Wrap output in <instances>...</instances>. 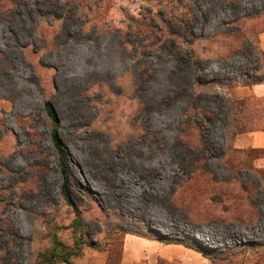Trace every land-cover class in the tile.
I'll return each instance as SVG.
<instances>
[{
	"label": "rangeland",
	"instance_id": "obj_1",
	"mask_svg": "<svg viewBox=\"0 0 264 264\" xmlns=\"http://www.w3.org/2000/svg\"><path fill=\"white\" fill-rule=\"evenodd\" d=\"M53 237L54 264H264V0H0V264Z\"/></svg>",
	"mask_w": 264,
	"mask_h": 264
},
{
	"label": "trees",
	"instance_id": "obj_2",
	"mask_svg": "<svg viewBox=\"0 0 264 264\" xmlns=\"http://www.w3.org/2000/svg\"><path fill=\"white\" fill-rule=\"evenodd\" d=\"M44 110L45 113L47 115V117L49 118L53 128L51 130L50 133V138H51V143L56 151L57 157H58V167L60 170V173L63 177V185H62V195L65 199V201H68V194H67V187H66V181L68 178V152H67V148L64 145V143L61 141V139L58 137L57 135V125H58V121H57V116L55 114V111L51 105V103L49 101H45L44 102ZM53 251L51 253V255L48 257H45V260L47 261L48 264H54L56 260L59 261H67V256H68V252L69 251H64L62 250V245L55 240V238L53 237ZM204 254V252H203Z\"/></svg>",
	"mask_w": 264,
	"mask_h": 264
},
{
	"label": "bare ground",
	"instance_id": "obj_3",
	"mask_svg": "<svg viewBox=\"0 0 264 264\" xmlns=\"http://www.w3.org/2000/svg\"><path fill=\"white\" fill-rule=\"evenodd\" d=\"M154 176L163 179L165 176V173H161V172H157V173H153ZM121 196V195H120ZM122 197V196H121Z\"/></svg>",
	"mask_w": 264,
	"mask_h": 264
}]
</instances>
